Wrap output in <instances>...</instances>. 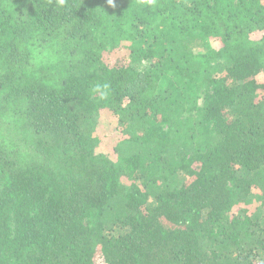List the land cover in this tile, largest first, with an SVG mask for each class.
Wrapping results in <instances>:
<instances>
[{
    "label": "trees",
    "instance_id": "16d2710c",
    "mask_svg": "<svg viewBox=\"0 0 264 264\" xmlns=\"http://www.w3.org/2000/svg\"><path fill=\"white\" fill-rule=\"evenodd\" d=\"M0 264H264V0H0Z\"/></svg>",
    "mask_w": 264,
    "mask_h": 264
},
{
    "label": "rangeland",
    "instance_id": "374dc122",
    "mask_svg": "<svg viewBox=\"0 0 264 264\" xmlns=\"http://www.w3.org/2000/svg\"><path fill=\"white\" fill-rule=\"evenodd\" d=\"M198 104H199V105H203V99L199 100V101H198Z\"/></svg>",
    "mask_w": 264,
    "mask_h": 264
},
{
    "label": "clouds",
    "instance_id": "9594fccd",
    "mask_svg": "<svg viewBox=\"0 0 264 264\" xmlns=\"http://www.w3.org/2000/svg\"><path fill=\"white\" fill-rule=\"evenodd\" d=\"M109 3H112V0H109Z\"/></svg>",
    "mask_w": 264,
    "mask_h": 264
}]
</instances>
